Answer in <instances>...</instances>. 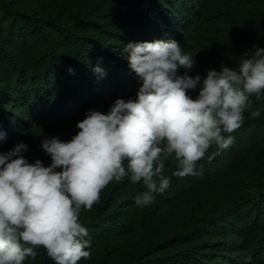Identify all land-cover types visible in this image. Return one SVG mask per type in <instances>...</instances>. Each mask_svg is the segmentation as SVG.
Here are the masks:
<instances>
[{
  "label": "trees",
  "instance_id": "16d2710c",
  "mask_svg": "<svg viewBox=\"0 0 264 264\" xmlns=\"http://www.w3.org/2000/svg\"><path fill=\"white\" fill-rule=\"evenodd\" d=\"M154 38L194 56L190 75L235 65L253 43L264 46V0H0V151L22 140L30 161L50 162L42 137L69 139L85 109L134 96L121 49ZM230 135L197 174L172 175L174 157L162 155L170 184L147 206L135 202L142 183L110 181L81 210L92 244L77 264H247L249 255L264 264V95L250 96ZM24 264L55 262L40 247Z\"/></svg>",
  "mask_w": 264,
  "mask_h": 264
},
{
  "label": "clouds",
  "instance_id": "9594fccd",
  "mask_svg": "<svg viewBox=\"0 0 264 264\" xmlns=\"http://www.w3.org/2000/svg\"><path fill=\"white\" fill-rule=\"evenodd\" d=\"M120 54L138 82L134 96L116 97L106 111L85 109L69 139L44 135L47 164L30 161L22 140L0 151V264H24L40 247L55 264L89 258L92 241L79 217L101 189L127 176L145 186L135 202L147 206L170 184L162 155H173L172 175L197 174L210 146L209 160L232 144L250 96L264 95V46L257 43L235 65L222 62L203 76L189 74L194 56L172 38L128 41ZM92 70L106 75L100 63ZM5 135L0 130V140ZM244 260L254 264L250 255Z\"/></svg>",
  "mask_w": 264,
  "mask_h": 264
}]
</instances>
